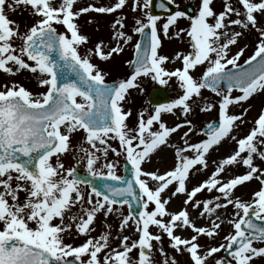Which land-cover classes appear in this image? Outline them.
I'll return each mask as SVG.
<instances>
[{
	"label": "snow or ice",
	"instance_id": "1",
	"mask_svg": "<svg viewBox=\"0 0 264 264\" xmlns=\"http://www.w3.org/2000/svg\"><path fill=\"white\" fill-rule=\"evenodd\" d=\"M76 3L0 0V71L16 75L27 70L38 86L46 88L33 93L15 81L0 85V264H180L177 256L185 254L187 264H209L210 260L212 264H252L255 258H264V246H255L264 245V106L251 121V128L243 134L237 131L249 123L245 117L252 106L243 107V103L264 93V27L258 20V15L264 18V0H222L219 12L214 10L213 0H199L195 14L176 10L162 25L158 24L160 16L145 11L151 0H132L131 11H139L141 17L134 18L131 32L142 39L133 44V59L126 61L131 74L112 83L106 82L108 73L93 63L92 57L107 62L133 41L124 31L126 17L111 22L114 44L99 40L83 55L79 48L89 37L81 33L77 20L90 11L114 13L127 0L79 8ZM159 6L165 7L163 3ZM17 9L27 10L33 18L23 31L8 15ZM180 18H187L190 25L177 28ZM170 29H175L172 37L188 38L190 51H177L172 57L159 54L160 33L172 38ZM253 29L257 34L254 51L240 64L248 45L230 54L232 47L244 38L245 31ZM177 60L180 67H164ZM198 66L204 67L196 77L192 73ZM141 77L161 85L175 78L182 94L154 105L151 112L147 108L138 111L130 128L127 119L132 110H125L123 102L130 89L143 92L138 82ZM204 89L218 100L203 96ZM234 91L238 94L233 95ZM230 106H240L242 111L233 114ZM195 109L202 113L215 109L218 120L199 129L204 139L189 142L196 127L187 117L194 115ZM176 110L184 119L169 127L162 114H175ZM154 126L158 127L154 130ZM183 128L187 129L180 137L183 146L169 145L170 136ZM81 130V141L73 145L71 137ZM110 140H117L119 148ZM225 140L234 142L235 148L213 160L210 175L189 190L190 175L206 170L210 151ZM161 146L174 149L173 167L162 173L146 170L143 164L150 162ZM70 151L77 163L85 162L89 176L116 183L97 187L91 180L78 178L77 169L66 168L60 159ZM109 151L131 165V179L116 173L117 161L108 158ZM236 165L245 171L224 179L228 168ZM253 180L259 186L249 200L235 195L237 186ZM82 185L88 190H82ZM170 187V195L165 196ZM204 190L218 194L197 199ZM178 195L185 197L183 206L169 211L167 206ZM189 205L199 217L208 219L207 225L195 223ZM229 206L233 209L230 215L226 212ZM221 209L225 219L219 214ZM100 214L105 218V230L93 237V225ZM110 214L119 220L115 237L119 244L115 247L110 243L112 226L106 222ZM225 223L230 230L223 242L200 244L202 236L215 240ZM128 228L136 239L123 234ZM185 229L191 230L190 237L177 234ZM73 230L86 237L79 245L65 242V234L70 236ZM163 236L174 255L165 250ZM133 250L137 251L135 257ZM221 250L224 255L217 258L215 254ZM153 252L162 259L156 261Z\"/></svg>",
	"mask_w": 264,
	"mask_h": 264
},
{
	"label": "rangeland",
	"instance_id": "2",
	"mask_svg": "<svg viewBox=\"0 0 264 264\" xmlns=\"http://www.w3.org/2000/svg\"><path fill=\"white\" fill-rule=\"evenodd\" d=\"M115 0H77L76 7H82V6H87L88 4H94L96 6H109L112 3H114ZM131 3L132 0H127V4L122 8L117 10L114 13L111 14H100L96 13L94 11H90L88 13L82 14L78 20L77 23L80 25V31L82 34H85L86 36L89 37V42L85 45H82L79 48V51L81 55L85 54L86 50L88 48H92L95 43L99 40H103L106 44H114L115 42L111 40V34H112V29H111V22L116 19L118 16H125L126 20L124 21L126 27L124 28V31L128 33L129 35L133 36V41L129 42V44L124 46V50L122 53L119 55H114L112 59H110L107 62L100 61L98 58L95 56L92 57V62L98 64L104 71L108 73L106 76V81L114 80L116 77H118L127 67L126 61L131 60L133 56V44L137 41L138 34L132 33L131 28L134 26V18L141 17V13L139 11L133 13L131 11ZM172 3L177 10H179V7L184 4H191L196 7V12L198 11V6H199V0H174ZM213 8L215 11L219 12L222 10V0H213ZM195 9V8H194ZM145 11H149V8L146 9ZM9 18L17 21L20 24V30L23 31L25 28L26 24H30L32 22V17L28 15L27 10L23 9H17L16 12H11L8 13ZM235 18V17H233ZM91 20L92 23H88V21ZM165 18H161V20L158 22V24L162 25L163 22L165 21ZM258 20H261V25L264 27V18L259 17L258 15ZM190 25V21L187 18H180L177 21V28H187ZM60 31H63L64 29L61 26H57ZM175 29H170L169 31V36L172 37V32ZM237 30H240L237 28ZM256 32L253 29L251 32L245 31L244 32V38L239 41V44L235 47H232V53L234 54L235 51H237L238 47L243 46L244 44H247L248 47L245 50L243 56L241 59L238 61V63L242 64L245 59L249 55L252 54L254 51V44L256 41ZM160 38H161V44L162 46L158 49L159 54L161 55H166L169 57H172L177 51H183L187 53L190 51V47L188 44V38L186 36L183 37V40L176 39L175 37L172 38H166L162 31L160 33ZM19 43V42H17ZM181 62L180 61H175V62H166L164 67L167 69L171 70L176 67H180ZM204 66H198L196 70L192 73L194 76L199 77L202 74ZM228 67H231L230 65ZM18 82L19 84L23 85L25 88L28 90L32 91L33 93L41 92V91H46V88L38 86L37 80L35 76L30 73L27 70H22L16 75H8L0 71V85H3L5 83H11V82ZM139 85L140 88L143 89V92H141L139 89H130L129 94L127 99L123 102L124 109H131L132 110V115L128 117L127 119V124L128 126L134 127L135 122L137 120V112L147 108L149 112L153 110V107L147 100V93L149 89L155 84L158 83L156 81H153L150 77H141L139 78ZM168 90L169 93V102L175 98L178 97V95L182 94L181 90L178 88L177 81L175 78H172L169 80L167 85H163ZM203 96L207 97L210 101H216L218 100V97L215 96L214 93H212L210 90L204 89L202 90ZM238 94L236 91L233 92V95ZM259 98V99H258ZM79 99V98H78ZM251 105L250 111L247 113L245 119L249 121V123L245 124L242 126L241 129H238L237 131L243 134L246 132L249 128L252 127L251 121L254 120L258 116V113L261 109L262 106H264V93L254 95L252 98H250L247 102L243 103V107H248ZM240 111H242V108L240 106H230V112L233 114H238ZM195 114L194 115H189L187 119L192 120L193 124L196 127V134H190L189 137V142H198L201 139H204L205 137L202 134H199V129L205 125L206 123L212 121V120H218L217 116V111L214 109L211 112L207 113H202L198 109L194 110ZM162 119L166 122L167 126L171 127L174 126L176 123L181 122L184 117L181 116L179 110L175 111V114H162ZM155 127L154 126V130ZM186 128L178 130L176 133H173L170 136L169 139V145L175 144L177 146H183V142L181 141L180 137L184 131H186ZM83 136V131H79L75 133L72 137V144L77 145ZM110 144H112L113 147L119 148V144L117 140H110ZM235 148L234 142L225 140L219 147L213 148L210 151V154L208 155V168L206 170L196 172L193 171V173L190 175V179L188 181L187 187L189 190L198 184L200 181L203 179H206L211 171L214 168V165L212 164L213 160H218L223 156H226L229 154V152ZM187 155L191 156L192 153L188 152L186 153ZM108 158L110 160L117 161V166H116V173L118 175L122 176V164L125 160L123 156H115L114 153L109 151L108 153ZM62 163L65 165V167H74V164L80 167H83L85 172H87L85 162L81 161L80 163H77L75 159H73V154L70 151L69 153L63 155L60 157ZM56 158H52V162L55 163ZM259 163V160L256 161ZM174 165V149L171 148L170 146H161L159 150H157L154 154L151 155V160L150 162H145L143 164V167L146 170H159L161 173L167 169H170ZM199 167V166H196ZM106 171V170H105ZM245 171L244 167L241 165H236V166H230L228 170L223 174L224 179L229 178L230 174H240ZM255 183V187H253L252 191L256 188H258V182L256 180L252 181ZM82 190L87 191L88 189L85 186H81ZM172 188L170 187L169 190H167L164 195L168 196L170 195ZM241 190V189H240ZM238 187L236 188L235 195L240 197L242 200H249L251 196V192L248 196L242 195V191H240ZM215 191L209 193L208 191L204 190L201 193L197 194V199L204 200V199H209L215 195H217ZM21 199L23 198V193L20 194ZM184 197V196H183ZM185 197L183 198V200ZM183 204L180 202H174L173 200L170 202V204L167 206L169 211H177L179 210ZM124 213L127 214V206L124 207L123 209ZM188 211L192 217V219L195 221V223L198 226H203L208 224V219L201 218L199 217L198 213L194 211L191 207V205L188 206ZM227 214H231L233 212V209L231 206L228 207L226 210ZM219 214L221 215L222 219H225V210L221 209L219 210ZM167 219V218H165ZM107 224L111 225V239L110 243L113 247L119 244V240L115 239L117 232H118V224L119 220L116 215L110 214L107 217ZM104 224H105V218L103 217L102 214L98 215L95 222H94V231L91 232V235L93 237H96L103 232L104 229ZM230 230V225L225 223L221 226V231L220 235L215 238V240H209L206 236H202L199 239L200 244H218L220 242H223L222 237L227 234ZM151 231L153 233L157 232V229L155 227L151 228ZM124 235H130L132 239H136L137 236L133 232L131 228H128L124 231ZM177 234L181 235L182 237H190L192 232L190 229H185V230H177ZM86 239L85 236H77L75 230L72 231L71 235L69 236L68 234H65V242L66 243H72L73 245H79ZM163 239V246L165 250L168 252L169 255H174L171 249L168 248V239L166 236L162 237ZM155 243V242H153ZM255 246H264L260 244H256ZM223 253V250H221V253L215 254L217 258L221 257ZM133 257L137 256V251L133 250L131 253ZM153 257L156 261H159L162 259L160 254L158 252H153ZM178 261L180 264H187L188 262V257L187 254L184 256H177ZM209 264H212L211 260L209 261ZM252 264H264V258H255L252 261Z\"/></svg>",
	"mask_w": 264,
	"mask_h": 264
},
{
	"label": "water",
	"instance_id": "3",
	"mask_svg": "<svg viewBox=\"0 0 264 264\" xmlns=\"http://www.w3.org/2000/svg\"><path fill=\"white\" fill-rule=\"evenodd\" d=\"M161 3H163L165 5L164 8H161L159 6ZM149 8H150V12L152 14L158 15V16H168L173 11H176L175 7L167 0H151V4H150ZM181 9L190 15L194 14L193 7L190 4H183L181 6ZM141 39H142V37L139 35L138 40H141ZM245 67H247V65H245ZM233 71H235V69H233ZM130 74H131V69H130V67H128L126 73L122 77H120L116 80H113V81H117L119 79L126 78ZM69 75H71V74H69ZM113 81H110L108 83H112ZM148 100L153 105L167 103L169 100V93L164 87L156 85L153 88H151V90L149 91ZM77 177L80 179L91 180L93 185H95L97 187H102V185L104 183H116V182L110 181V180H101L100 178H93L89 175H87V176L77 175ZM123 177L125 178V180L132 178V168L127 161L123 165ZM137 191H138V189H137ZM137 207L138 206L135 203H133V209L136 210ZM223 255H224V253H223Z\"/></svg>",
	"mask_w": 264,
	"mask_h": 264
},
{
	"label": "bare ground",
	"instance_id": "4",
	"mask_svg": "<svg viewBox=\"0 0 264 264\" xmlns=\"http://www.w3.org/2000/svg\"><path fill=\"white\" fill-rule=\"evenodd\" d=\"M259 99V98H258ZM253 108V107H252ZM240 191H242V195L248 196L250 192L252 191L253 187H255V183L251 182H246L245 184L241 186H237ZM236 192V189L234 190ZM183 195H178L177 197L174 198V202L181 203L183 204Z\"/></svg>",
	"mask_w": 264,
	"mask_h": 264
}]
</instances>
